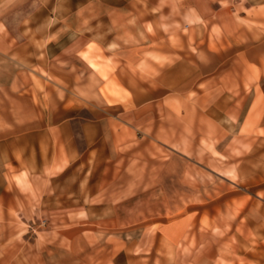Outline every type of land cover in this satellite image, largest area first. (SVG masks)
I'll return each instance as SVG.
<instances>
[{
	"label": "crops",
	"instance_id": "obj_1",
	"mask_svg": "<svg viewBox=\"0 0 264 264\" xmlns=\"http://www.w3.org/2000/svg\"><path fill=\"white\" fill-rule=\"evenodd\" d=\"M23 1L0 0V264H264L262 196L231 177L264 142V0H155L156 41L151 9L116 11L131 34L142 19L143 41L95 38L92 59L87 43L10 29ZM177 160L183 212L105 225L114 205L162 193ZM231 241L256 246L231 255Z\"/></svg>",
	"mask_w": 264,
	"mask_h": 264
},
{
	"label": "rangeland",
	"instance_id": "obj_2",
	"mask_svg": "<svg viewBox=\"0 0 264 264\" xmlns=\"http://www.w3.org/2000/svg\"><path fill=\"white\" fill-rule=\"evenodd\" d=\"M149 9H151L150 13H152V15L147 13ZM157 9L158 2H155V0L146 2H143V0H24L16 7L10 9L6 14V22L10 29L17 32L20 27L33 25L39 42H45L48 40L52 42L55 39H58L60 42L63 40H69L71 42H77V44L87 43V46L85 50L81 52V55L88 59H92L95 52V46L93 43L95 38L105 40L111 35H117L122 40H125L127 36L130 37L134 35L135 41H143V34L140 33L139 28L142 27V19L139 17L130 19V21H132L131 26L135 25V30L137 32L131 34L132 32L130 33L129 31L132 30V28L127 26L128 19L118 17V12L116 11L121 13L127 10H135L140 16L143 15V12H146V15L151 17L146 20L147 27L151 33H149L150 39L147 37L145 41H156L157 39L154 35L152 26L155 27L159 24V18L156 16ZM64 24L71 26V32L69 36L67 35V39L66 37L65 39H62L63 34L61 29ZM57 31L59 34H57ZM39 49L40 60L46 58V51L41 49V47ZM55 52H59V50ZM52 53H54V51H52ZM41 70L40 67V71ZM234 155L237 160L242 156L238 153H234ZM237 163L243 165L246 171L243 172L241 178L231 176L232 180L235 184L245 188L248 192L254 193L256 191L262 196V216L264 218V142L259 147V151L248 155L246 161H240ZM184 167L185 161H168V175L167 177L160 179L162 193L153 191L155 189H150V191L147 190L139 193L127 200H123L118 205H114L116 214L113 219L114 224L105 220V225L110 228L111 226L124 228V226L128 224L138 222L144 218L167 216L172 215L174 212L176 214L183 212L184 210L173 212L172 209L174 206H180V204L183 206L192 200L193 189L187 184L182 183L180 177ZM245 174L246 176H244ZM166 203L167 205H165ZM170 203H176V205H171ZM235 206L240 208L239 210L241 214L244 215L247 212V215H249L248 217H250L249 219H253L255 212L250 210V205ZM104 213L108 214L110 212L106 208L102 210L96 209L92 211L91 217L99 219L102 216L104 217ZM237 213L239 212L237 211ZM256 216H259L258 211ZM37 220L36 223L38 226H46L47 219L45 215L42 214L38 216ZM97 222L101 221L98 220ZM254 229V225H248L246 232H254ZM262 230L264 233V226H262ZM239 231L240 233H245L243 228ZM31 233H33V230H31ZM253 246H256L254 241H231L227 243V248L231 255L235 250H250Z\"/></svg>",
	"mask_w": 264,
	"mask_h": 264
}]
</instances>
